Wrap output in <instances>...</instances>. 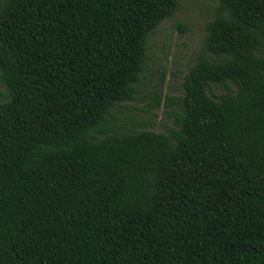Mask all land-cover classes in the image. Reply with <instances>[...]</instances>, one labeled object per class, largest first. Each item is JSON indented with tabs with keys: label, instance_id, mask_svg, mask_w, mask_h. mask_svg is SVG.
<instances>
[{
	"label": "trees",
	"instance_id": "1",
	"mask_svg": "<svg viewBox=\"0 0 264 264\" xmlns=\"http://www.w3.org/2000/svg\"><path fill=\"white\" fill-rule=\"evenodd\" d=\"M215 1L164 134L109 125L177 0H0V264H264V0Z\"/></svg>",
	"mask_w": 264,
	"mask_h": 264
},
{
	"label": "rangeland",
	"instance_id": "2",
	"mask_svg": "<svg viewBox=\"0 0 264 264\" xmlns=\"http://www.w3.org/2000/svg\"><path fill=\"white\" fill-rule=\"evenodd\" d=\"M216 5L215 0H177L174 14L148 39L137 93L132 101L114 109L111 128L164 134L172 128L171 111L181 95V82L201 49L205 26L215 15ZM5 100L0 82V104Z\"/></svg>",
	"mask_w": 264,
	"mask_h": 264
}]
</instances>
